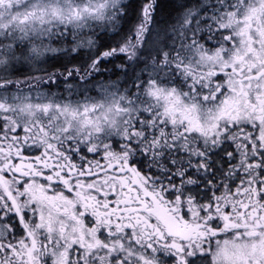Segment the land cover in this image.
I'll return each instance as SVG.
<instances>
[{
  "label": "snow or ice",
  "instance_id": "obj_1",
  "mask_svg": "<svg viewBox=\"0 0 264 264\" xmlns=\"http://www.w3.org/2000/svg\"><path fill=\"white\" fill-rule=\"evenodd\" d=\"M0 264H264V0H0Z\"/></svg>",
  "mask_w": 264,
  "mask_h": 264
}]
</instances>
